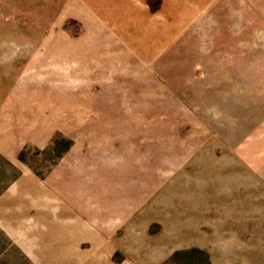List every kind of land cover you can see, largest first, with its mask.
Here are the masks:
<instances>
[{"label":"rangeland","instance_id":"rangeland-1","mask_svg":"<svg viewBox=\"0 0 264 264\" xmlns=\"http://www.w3.org/2000/svg\"><path fill=\"white\" fill-rule=\"evenodd\" d=\"M95 1L0 0V264H264V0Z\"/></svg>","mask_w":264,"mask_h":264},{"label":"crops","instance_id":"crops-1","mask_svg":"<svg viewBox=\"0 0 264 264\" xmlns=\"http://www.w3.org/2000/svg\"><path fill=\"white\" fill-rule=\"evenodd\" d=\"M145 0H96L95 1V6L100 7L98 9L100 15H111L110 18L106 19H113L116 20L117 15H130L131 13H134V7L139 5L140 3L144 2ZM215 0H213V3ZM87 4L92 5V2H85ZM206 3V1H205ZM109 6L110 9L107 7ZM116 12V13H115ZM123 19V18H121ZM103 20H105L103 18Z\"/></svg>","mask_w":264,"mask_h":264}]
</instances>
